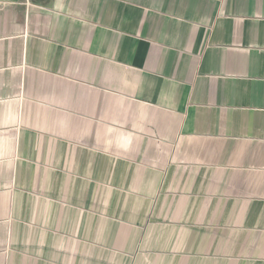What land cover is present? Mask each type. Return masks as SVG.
<instances>
[{"label":"crops","instance_id":"0c3cea01","mask_svg":"<svg viewBox=\"0 0 264 264\" xmlns=\"http://www.w3.org/2000/svg\"><path fill=\"white\" fill-rule=\"evenodd\" d=\"M0 264H264V0H0Z\"/></svg>","mask_w":264,"mask_h":264}]
</instances>
